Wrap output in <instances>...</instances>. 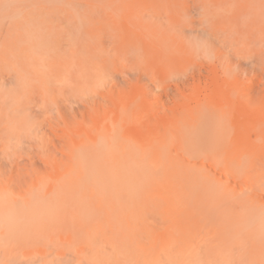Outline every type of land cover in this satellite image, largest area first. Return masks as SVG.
<instances>
[{"label":"rangeland","instance_id":"rangeland-1","mask_svg":"<svg viewBox=\"0 0 264 264\" xmlns=\"http://www.w3.org/2000/svg\"><path fill=\"white\" fill-rule=\"evenodd\" d=\"M0 1L4 2V0ZM11 1L12 0L5 1V3L8 2L6 3L8 4L7 6L5 3L3 6V2L2 4H0V10L5 9V12H7L11 17L13 16L11 18L9 15H7L10 17L9 18L4 15V10L3 14H1L2 12L0 11V14L3 17L5 16V18L0 17V111L6 107H11L12 103L15 106H17L19 103H22V99H24L23 96L16 95L22 93L26 100H24L25 107L33 106L34 109V112L32 114L33 118H31L30 121H39L41 124L43 123V126L45 127L43 135L47 134V139L49 138V136L50 138L54 137V135L52 136L53 132L50 130L48 123L54 124V122L58 121L57 124L59 126H57L55 123L54 129L55 132H57V134L62 137L60 139L54 137L55 144L53 145L55 146V150L53 149V145V147L49 145V147L51 146L50 148H52V150L50 151L54 150V152L50 154V160L59 164L69 162L67 163L68 165L66 163L65 165L66 168L68 167L67 170H69L71 176H73L71 177V180L72 178H75L77 176L76 172L79 171L81 167L85 166L92 169L98 164V166L102 165L101 167L114 171L113 173L116 176L123 177L129 181L132 180L139 186V191H137L134 198L135 206L132 207L133 209L131 208L134 211L132 212L133 220L129 222V227L137 230H135V233L133 234H131L129 231H125V234H123L119 232L118 228L108 229L106 225L102 227L101 225L103 224H101L100 222V224H96L97 226L95 227L89 224L88 227H92L93 230L91 229V231H93L94 233L89 231V234H84L83 238H85V240L87 239V236L88 238H90V235L93 234L94 236L92 235L91 239L94 238L93 240L95 241L97 237L98 242L95 243L96 245L99 243V241L100 243L106 242L107 245L102 244V246L105 245L103 246V248H105L106 246L108 248L112 245L109 250L105 248V250L102 251V246L99 243L101 249L100 251H98L96 250V248L99 249V246H95V244L92 245L94 241L91 240L92 243L90 245L95 246V251L98 252L96 253V255L89 254V261L96 263L98 262L97 264H99V262L100 264H139L138 259L140 262L142 261L140 260V258L143 259V257L146 256L148 261H145V259H143L144 261L142 262V264L144 262L145 264L146 262L147 264H156V262L160 264V259H165L164 264H170L171 262L172 264L198 263L196 261V253L188 251V247L186 244L189 243V240H195V242L197 241L196 238L198 237V235H196V233L199 232L198 226L201 221L198 212L211 200L210 198L214 195L217 188L212 186H197V184L194 183V178L196 174L199 173V171L192 170V172L190 171L191 175H184V173L188 170L184 169L180 165L178 166L172 159V157H175L176 160H179L181 159V157L179 156L180 154L182 155V151L184 153L185 150L192 151V149L196 148L198 150H201L202 148L204 149L206 146L211 145L214 140L218 128L217 120H215L214 117L205 114L202 107L203 104H201V102L200 104L197 102L203 100L202 98L205 97H209L211 101L214 97H216V95L214 96V94H217V92L224 88L226 85V87H230L231 89L232 87H235V90L239 89V91L241 92H243V89L246 91L249 89V87H251V82H253L251 81V79L254 77V75L252 74L253 76L251 78V74L249 73L248 75H245L249 79L247 77H244V74L239 72L236 61L234 62L236 65L234 63L228 64V67L227 63H224V51L222 49L220 50L219 47H215L214 45L211 46V44L209 43L212 39H210V37L214 36L213 32L218 27L225 26L237 29L238 31L239 29L248 30L251 25L258 26L260 24H263L264 0H170V2L169 0H149L150 2L145 0L146 3H144V0H137V3L136 0H124L125 2L123 0ZM21 1L25 2V4L22 3L23 5H21L20 7ZM127 3L131 4L127 5ZM9 5L13 6L10 8V10H12V14L11 12H9L10 10H8ZM125 5H127V7ZM14 6H17V8L15 9ZM123 6L125 8H123ZM145 7H148V9ZM151 8L155 11H153ZM143 9L144 11H142ZM156 12H158V15L156 14ZM202 12H204L205 14ZM63 14L66 17H64ZM203 15L205 17H203ZM58 17L60 19L64 17L63 19L66 22V26L68 24V27H66L65 25L63 26L64 28L62 26L60 27V29H65L64 31L62 29L60 30L63 34L59 31L60 35L62 34L63 38L59 36L56 37L57 35L55 36L58 31V29L55 30ZM67 17L70 18V21ZM66 18L68 19L70 24L68 23V21H66ZM80 18L82 22L79 20ZM84 21L87 22L86 25H84ZM257 22L260 23L258 24ZM88 23H90L91 25ZM212 23L215 24V26L217 25L216 28ZM97 24L99 26L101 24L102 25L99 27ZM139 25L141 27H139ZM83 26L84 28H82ZM211 26L214 29L211 28ZM189 28L193 32L196 30L198 31L195 33L192 32L190 35L193 36L191 37L188 35L190 32ZM180 29L183 31H181ZM102 30H106L104 32L107 33H104ZM201 30L205 32L203 33ZM100 31L102 33H100ZM99 34H101V38L98 36ZM103 34L105 35L103 36ZM171 38L174 39L172 40ZM60 39L63 40L59 41ZM214 39L215 38H213L212 41H214ZM65 40L67 41V43ZM240 41L237 42L236 38V40H234V45L236 44L239 46V44H244V41H242L243 43ZM79 44H82V47ZM244 45H240V48L244 47ZM246 45H248V48L250 47V43ZM78 48L81 50H79ZM214 48L216 49V51ZM248 48L246 49L248 51L245 50V47L243 48L244 51L243 49L237 51L238 48L237 50H235L236 48L234 50L239 54H243V52L246 51V55H254L261 49L258 46V48H260L258 49V51H256L257 47H255L250 52L249 50H251L252 47H250V49ZM75 49H78V51ZM121 49H125L126 51ZM218 50L220 55L218 54ZM74 51L76 52L75 54ZM221 51H223V53ZM199 53L201 54L200 56ZM220 57H223V60H221L222 58ZM76 62H78L77 66L76 64L73 65ZM217 62L222 63L219 64ZM196 67H206L204 74H209V77H212L214 75L216 76L215 79L214 77L210 79L208 77L207 84L205 79H202L199 83L195 82L196 84L189 83L187 85V87L189 86L188 88L184 86V88H186L187 90H185L181 86V88L179 87L181 90L183 89L182 91L179 89L181 92L174 86H171L175 85L173 84V82L175 81L181 82L182 79L185 80L191 68L193 69ZM207 71L210 73H208ZM214 71H216L218 74H216V72ZM16 74L19 76H17ZM237 74L241 77L242 80L239 79V76H236ZM62 76L66 78L67 81L66 79L64 81ZM35 77L37 79H35ZM61 78L64 83L61 81ZM236 78L239 81V85L238 83H235L237 82L235 81ZM245 79H247V81ZM255 79L256 77H254L252 80ZM141 80L144 82H140ZM249 80L250 83H248ZM1 82H4L3 85ZM143 83H148L150 88H144ZM258 83L261 85L263 82L259 81ZM190 84L193 87H191ZM241 85H243V87ZM248 85L249 87L247 88ZM109 89H112L111 95L106 97L105 99L102 98L100 96L101 92L103 91L104 93H106ZM40 90L42 91V95L40 93ZM213 90L215 91L212 92ZM239 91L237 93H239ZM166 93L168 94V96ZM210 93H213V95L210 96ZM174 94L175 96H172ZM18 96L21 102L18 101L19 99L16 100ZM92 97L99 98V104H102H100V106L98 104H96V106L91 105L92 103L90 99ZM86 98H88L89 100ZM172 98L174 99V101ZM198 98L201 100H199ZM216 99L214 98L213 100ZM36 100H38V102ZM83 103L85 106L83 105ZM19 105L21 106V104ZM34 105L38 106V109L40 111H36L37 107H34ZM71 105L75 115L70 114L68 112L69 110H67V108L71 107ZM97 105L99 106V109ZM124 105L127 107H124ZM158 105L161 106L159 107ZM188 106L191 107L188 108ZM56 107L57 109H59V107H67L65 112L67 111L68 113L61 116V119L53 121V118H55L56 116L55 113L57 112ZM95 107H97L96 110L98 111H94ZM159 110L161 112H159ZM166 110L167 113H162ZM41 111L43 112L41 113ZM157 111L159 112V114H162L159 116V114H156ZM186 111L188 112L185 113ZM36 112H40L41 114L38 113L37 115ZM183 113H185L186 116H184L185 114ZM114 117H117L116 122ZM171 123L174 124L172 125ZM32 127L33 126L29 124L27 125V128L15 127L13 130L14 134L16 133L15 135L20 134L22 131H24L23 129H26V131H24L25 138L21 133L16 137V140L12 139V145L10 144L11 142L9 138L11 139L10 136L11 134H13V132L9 134L10 136L7 135L9 132H7V134L5 132L3 133V135L0 134V137H4L6 135L8 136H6L7 139L5 141L9 143H4H6L10 147H7L4 144L3 145L5 148L7 147V151H9V153L12 151L10 153L11 155L14 153L15 157L16 155H20L17 151L16 154V152H14L12 148L15 149V147L19 144L26 143V141L29 140L30 142H34L35 136H38L39 138L41 137V134L36 135L34 131H32ZM20 128H22V130H20ZM97 132H99L100 135L97 134ZM101 132L106 137H100L102 135ZM15 135H12V137L15 138ZM153 135L158 137V139H155L156 137H154ZM149 137L154 138H152L151 141V139H147ZM180 138L184 141H182ZM3 139H5V137L2 138V140ZM2 140L0 138L1 142ZM142 140L144 141L143 143L141 142ZM145 141L148 143H146ZM180 141H182L183 143ZM46 142L44 141L43 144H45ZM144 143H146V146H144ZM153 143H156V145ZM38 145L41 144L39 143ZM0 146H2V143ZM178 146L183 150H178ZM33 147L34 146H32V148ZM2 148L0 149V151L2 150ZM69 149L71 151V154L70 158L66 161V154L64 153L67 150L69 151ZM5 150L6 149H3L0 153H3L4 151L3 154H5ZM176 150L177 154L179 155H175ZM7 156H9V154H7ZM12 156L9 157L14 158V155ZM157 156H159L160 158L158 159ZM184 156L182 159L185 158ZM20 157L23 158L24 156ZM61 160H63L64 162ZM67 170L63 169L62 167L56 170L55 173L52 170L45 171L42 169V171L39 173V178L37 179H39L38 181L40 182L48 183L55 179V177L57 179L59 177H65ZM24 171L23 173L27 177L26 179H24L25 176L22 173L21 177L24 176V178L21 179L24 181H21V179H17V174L13 173L14 178L10 180L11 182L9 181L11 184L8 182L10 184L8 187H11L10 190H13L14 192L20 191L21 185L19 186V184H25L24 182L29 181L28 177L30 178L31 175L33 176V174L29 173L28 171ZM73 172L75 173L73 174ZM87 183L88 186L85 185L86 188L88 189L90 187V191L95 192L96 188L95 190L92 189L93 187L90 186V183ZM247 183L249 184V186L251 185L250 188L254 186V184L252 185L248 181ZM203 188L205 189L203 190ZM97 191L99 192L98 189ZM209 192H211L212 194H210ZM141 201L143 202V204ZM98 203L101 204V201ZM146 204L149 208L146 207ZM140 207L142 209H140ZM146 208L149 209L152 214H148V210ZM145 213L148 214L147 218L146 215H143ZM212 216L213 215L211 214L210 217ZM164 217L166 219H164ZM170 217L172 218V220L170 219ZM98 218L101 219L100 214H98L97 219ZM152 218H159V221L153 220ZM150 220H153V222L151 223V225L153 226L150 225ZM156 221H158V223ZM164 221L166 222V224ZM169 221L170 223L172 221L173 222L169 224ZM146 222H149V225L147 224V227H145ZM161 222L163 223L162 225L160 224ZM174 224L179 229L180 233L176 231L178 229L174 227ZM156 225L159 226L157 227ZM162 226H165L163 230ZM179 226L181 228H183L184 226L188 228L184 227L181 230ZM169 227L171 229L174 227L173 229L175 230L172 229L171 231ZM94 228L96 229L94 230ZM189 231L190 233L193 232L195 234H190ZM175 232L178 236H176ZM171 233L174 234L173 237ZM186 233H189V235H191V238L189 237V235L187 236L188 240L185 237L187 235ZM195 235L197 236L196 238ZM148 237L151 238L149 239L151 241H146L145 243V240H148ZM178 237L181 240L178 239ZM99 238L102 240H100ZM104 238L105 241H103ZM142 238L145 239L143 240ZM174 238L177 242L173 240ZM185 239L188 242H186ZM141 241L143 243H141ZM179 242L182 247L180 245L177 246ZM172 243L179 249L174 248L175 246H173ZM60 244H63V247H59V251H57L58 255L54 256V259H58L59 256V259H61L66 251L64 249H67L66 253L71 250V252L67 254L68 256H77V254L83 255V250L87 248L85 245V248L82 250V248H78L77 245L74 246L75 248H78L76 249V251L75 249H73V246L69 245V242L65 241V239L62 240ZM68 245L69 247H67ZM127 246L129 248H127ZM149 248L150 250H146ZM144 251L147 254L144 253V256L142 255V257L140 256V258L136 259V257ZM171 252H173V254L176 252V255H173ZM124 253L128 255H124ZM179 255L181 256L180 258ZM95 256L98 257L96 258ZM175 257H177L176 261ZM189 257L192 258V260ZM149 258H151L152 260ZM169 259L171 261H169ZM194 259L196 262L194 261Z\"/></svg>","mask_w":264,"mask_h":264},{"label":"bare ground","instance_id":"bare-ground-1","mask_svg":"<svg viewBox=\"0 0 264 264\" xmlns=\"http://www.w3.org/2000/svg\"><path fill=\"white\" fill-rule=\"evenodd\" d=\"M5 1H7V0H4V2L2 1L3 4L0 1L1 2L0 4H2L4 6ZM12 1H14V0H12ZM23 1H21L20 7H21V5L25 4V2H23ZM33 1H35V0H33ZM147 1L150 2L149 0H147ZM17 2H20V1L17 0ZM137 2L138 1L136 0V3ZM169 2H170V0H169ZM6 3H8V2H6ZM144 3H146V1ZM15 4H19V3H15ZM123 4H125V3H123ZM130 4L127 3V5H130ZM149 4H151V3H149ZM7 5L8 4H6V6ZM127 5H125V6L127 7ZM132 6H133V4H132ZM142 6H143V4H142ZM8 7H9L8 10H10V8L13 6L9 5ZM14 8L16 9L17 6H14ZM123 8H125V7L123 6ZM145 8L148 9V7H145ZM27 9H29V8H27ZM3 10H4V12L6 11L5 9H1L0 10L2 12L1 14L4 13ZM152 10L155 11L154 9H152ZM142 11H144V9ZM9 12H11V14H12V10H10ZM62 13H64V12H62ZM157 13L158 12H156V14ZM202 13H204V12H202ZM1 14H0V17H2V18H5V16L9 15L7 12H5L4 17ZM14 15H16V14H14ZM9 16H7V17H9ZM63 16H64V14H63ZM199 16H202V15H199ZM64 17H66V16H64ZM203 17H205V16L203 15ZM60 18H61V16H60ZM60 18L58 17L59 20L57 19V21H56L57 25L55 27L56 28L55 30L58 29L57 33L55 34V36L57 35L56 37H58V36L62 37L63 33H62V31H60L62 29V28L60 29V27L61 26L63 27L64 25L66 26V22L64 21V19L62 18L63 19L62 20ZM67 18L70 21V18L69 17H67ZM259 18H262V17H259ZM68 19L66 21H68ZM79 20L82 22L81 18ZM69 21H68V23L70 24ZM126 22H128V21H126ZM86 23L87 22H85L84 25H86ZM90 23H88V24H90ZM104 23H106V22H104ZM257 23L259 24L260 22H257ZM213 25L216 28L217 25L216 26H215V24H213ZM150 26H152V25H150ZM212 26H211V28H213ZM258 26L251 25V27L248 30H240L239 29L238 31H237V29H234V28L221 26V27H218L215 29V31L213 32L214 36L211 35L212 37H210V39L211 38L212 39H211V41L209 39V41H210L209 44H211V46L214 45L215 47H219L220 50L222 49L224 51V54H225L224 55V63H227L228 67H229L228 64H233L236 61L237 68H239L240 73L244 74V77H247L245 75H248L250 73L251 78L254 75V77H256V79L252 80L254 78L253 77L251 79V81H253V82H251V85H250L251 87H249V85H248L247 88L249 87V89L246 91L243 89L242 90L243 92L239 91V89L238 90L236 89L237 92L239 91V93H237L235 90V87H232V89H231L230 87H226L227 86L226 85L224 88L219 90L217 92V94H214V96L216 95V97L218 95L217 99H216V97L212 96L216 100H213L214 99L213 98L210 101L209 97L202 98L203 100L198 98L201 101H199L197 103L200 104V102H201V104H203L202 107H203L204 113L214 117L215 120H217L218 128H217V132H216V135L214 137V140H213L211 145L206 146L204 149L202 148L201 150H198L196 148V149H192V151H186L185 150L184 153L182 151L183 149H180L181 147L179 148V146H178V150L182 151V155L180 154V156H179V157H181V159L176 160L175 157H172V159L175 161V163L178 166L180 165L184 169L188 170L184 173V175H186V174L191 175L192 170H198L199 171V173H197V172H196L197 174L195 173L196 176L194 178V183L197 184V186L198 185L203 186V187L212 186V187L217 188L214 195L210 198L211 200L203 208H201L198 212L199 217L201 218L200 219L201 221H200V224L198 226L199 232L196 233V235H198V237L195 235V238L197 237L196 238L197 241L195 242V240H189V243L186 244L188 247V251L196 253V257H197L196 261L198 262L196 264H264V85H263L264 84V23L260 24ZM66 27H68V24ZM139 27H141V26L139 25ZM82 28H84V26ZM62 30L64 31L65 29H62ZM59 31L62 33L61 35H60ZM104 31H106V30H104ZM181 31H183V30H181ZM189 31H188L189 32L188 35L191 36L190 34L193 31H191V29ZM197 31L198 30L194 31L193 33L197 32ZM201 31H199V32H201ZM248 31H251V32H248ZM100 33H102V32L100 31ZM104 33H107V32H104ZM196 34H198V33H196ZM196 34H194V35H196ZM210 34H208V35H210ZM104 35L105 34H103V36ZM109 35H110V33H109ZM200 35H201V33H200ZM98 36L100 37L101 34H99ZM107 37H109V36H107ZM213 38H215L214 41H212ZM236 38H237V42L242 40V41H244L245 45L244 44H239V46L236 44L234 45V43L236 42V41L234 42V40H236ZM171 39L173 40L174 38H171ZM62 40L63 39H60L59 41H62ZM242 41H240V42H242ZM248 42L250 43L249 46L252 47L251 50H249L250 52L255 47H257L256 51H258V49L261 48L260 51L254 55H246L245 52L248 51V50H246L248 48V45H246V44H249ZM63 43H64V41H63ZM66 43H67V41H66ZM254 43H255V46H254ZM79 45H81V47H82V44H79ZM240 45L241 46L244 45L245 50H246L245 52H243L244 47L240 48L241 47ZM235 46H237V47H235ZM246 46H247V48H246ZM258 46L260 48H258ZM110 47H111V45H110ZM250 47L248 49H250ZM119 48H121V47H119ZM237 48H238V50H237ZM78 49H75V50L78 51ZM177 49H179V48H177ZM234 49L237 51L243 49V51H242L243 54L237 53ZM79 50H81V49H79ZM121 50H125V49H121ZM215 51H216V49H215ZM223 51H221V52L223 53ZM111 52H112V50H111ZM75 53L76 52L74 51V54ZM191 54H193V53H191ZM218 54H219V50H218ZM197 55H198V52H197ZM200 55L201 54L199 53V56ZM117 56H118V54H117ZM220 58H222L221 60H223V57H220ZM77 63L78 62L74 63L73 65L76 64V66H77ZM217 63H219V62H217ZM221 63H219V64H221ZM205 68H203V67H196L193 69L191 68V70L188 73L185 80L182 79V81L180 80L181 82L175 81L176 83L173 82V84H175V85H171V84L170 85L172 87L174 86L177 90H179L181 88V86L184 88V86L187 87V85L189 83L196 84L195 82L199 83V82H201L202 79H205L206 84H207V79L209 77V74H206V75L204 74ZM221 70H222V68H221ZM214 72H216V71H214ZM208 73H210V72H208ZM216 74H218V73L216 72ZM17 76H19V75H17ZM236 76H239V75L237 74ZM126 77H129V76H126ZM134 77H137V76H134ZM141 77H143V76H141ZM213 77L215 79L216 76L213 75L212 77H209V79L213 78ZM62 78L65 81L66 78H64L63 76H62ZM62 78H61V81H62ZM232 78H234V77H232ZM22 79H24V78H22ZM35 79H37V78L35 77ZM82 79H83V77H82ZM218 79H220V78H218ZM239 79H241V77ZM2 80H3V77H2ZM71 80H72V78H71ZM142 80L140 82H144ZM245 80L247 81V79H245ZM66 81H67V79H66ZM221 81H223V80H221ZM235 81H237V82H235ZM235 81H234L235 83L239 82L237 80V78L235 79ZM259 81H261L263 83L260 85L258 83ZM145 82H146V80H145ZM215 82H216V80H215ZM3 83H2V85H3ZM248 83H250V80L248 81ZM21 85H23V84H21ZM238 85H239V83H238ZM143 86L146 89L150 88L148 83H143ZM241 86L243 87V85H241ZM191 87H193V86L191 85ZM208 88H206V89H208ZM184 89L187 90L186 88H184ZM105 90H106V88H105ZM103 91H104V89H103ZM214 91L215 90H213L212 92H214ZM102 92H101L100 96L105 99L106 97L111 95L112 89H109L107 92L105 91L106 93L103 92L104 94ZM180 92H178V93H180ZM40 93L42 95L41 90H40ZM171 93H170V95H171ZM160 94H162V93H160ZM16 95H22L23 96L24 99H22V103H19L23 107H21L19 104L17 106H15L12 103L11 107H6L0 111V117H1L0 118V124H1L0 134L3 135V133L6 132V134H7V132H9L7 135L10 136L9 134L13 132L15 127L27 128V125L29 124V125L33 126L32 131H34V133L36 135L41 134V137L39 138L38 136H35L34 142H30V140H29V141H26V143L19 144L18 146L15 147V149L12 148V150H14V152L17 151L20 154L18 156L16 155V157H15V153L12 154V155H14V158H10L12 156L10 154L12 152L10 150L11 148L9 149L11 151L10 153H9V151H7V147H10L7 145L9 142L5 141L8 136L7 135H6L7 137L4 136L5 139H3V140H2V138H4V137H2V136L0 137L2 140V142L0 141L2 143V146H0V147L2 148V147H4V145H6L7 147L2 148V150L6 149L5 151L8 152V153L5 152V154H3L4 151H3V153H0V264H97L98 262L96 263V262H90L89 261L90 260V259H88V257L90 256L89 254L96 255V253L98 251H100L102 244H106V242L105 243L103 242V241H105V238H104L103 241H101L103 243H100V241H99L101 246L99 245V243L96 245L95 243L98 242L97 237H96L95 241L93 240L94 238L91 239V236L93 235L92 233H94V232L91 231L92 227H88V225L90 224V225L95 227L101 223V224H103V225H101L102 227L106 225L108 229L109 228H112V229L118 228L119 232L123 233V234H125V231H129L131 234L135 233L134 231L137 229L130 228L129 222H131L133 220L132 219V212H134V211L132 210L133 209L132 207L135 206L134 198L136 196L137 191H139L138 190L139 186H138V184H135L132 180L129 181L123 177L116 176L113 173L114 171L108 170L104 167H101L102 165L98 166V164H97V166H95L92 169L85 167V166L81 167V169L79 171H77V172L75 171L77 176L75 178H72V180H71V177H73V176H71V173L69 172V170H67L68 167L66 168V165H65L66 162L59 164V163H55L52 160H50V154L53 153L55 150V146L53 145V144H55L54 143L55 142L54 137H56L58 139H60L62 137V136H59V134H57V132H55V129H54L55 123L57 126H59L57 124L58 121L54 122V124L48 123L50 130L53 132L52 136L54 135V137L50 138V136H49V138L47 139L48 135L47 134L43 135L44 130H45L43 123L41 124L39 121H33V122L30 121L31 118H33V115H32L34 112L33 106L25 107L24 95L22 93L21 94L19 93ZM211 95H213V93L212 94L210 93V96ZM167 96H168V94H167ZM172 96H175V94ZM206 96H208V95H206ZM40 97H42V96H40ZM18 99H19V96L16 100H18ZM86 99H88V98H86ZM159 99H160V97H159ZM38 100H36V101L38 102ZM167 100H169V99H167ZM18 101L21 102L20 99ZM18 101H16V102H18ZM90 101L92 103L91 105L96 106V104H98L100 106V104H102V103L99 104V98H96V97H92L90 99ZM173 101H174V99H173ZM160 103H161V101H160ZM25 104H26V102H25ZM83 105H84V103H83ZM98 105H97V107L99 109ZM35 106L36 105H34V107ZM158 106L160 107L161 105H158ZM36 107L38 109V106H36ZM57 107H58V105H57ZM57 107H56V109H57ZM97 107H95L94 108L95 110L94 109L93 110L98 111V110H96ZM124 107H127V106L124 105ZM190 107L191 106H188V108H190ZM66 108L59 107V109H57V112L55 113L56 116H55V118H53V121L61 119V116L66 115L68 112L72 115H75L73 108H72V105H71V107L67 108V110H69L68 112L67 111L65 112ZM37 109H36V111H40L39 109L38 110ZM161 110H163V109H161ZM42 112L43 111H41V113ZM159 112H161V111L159 110ZM159 112L157 111L156 114H159ZM187 112L188 111H186L185 113H187ZM38 113H40V112H38ZM38 113H37V115H38ZM162 113H167V110L165 112L163 111ZM162 113H160L159 116ZM185 113H183V114H185ZM34 115H35V113H34ZM184 116H186V114ZM188 117H190V116H188ZM114 118H115V122H116L117 117H114ZM50 121H52V120H50ZM174 123H171V124L173 125ZM20 130H22V128H20ZM23 130L26 131V129H23ZM24 131L21 132L23 134V136L25 134ZM15 132H17V131H15ZM176 133H177V131H176ZM15 134L13 132V134H11V136H10L11 139L9 138L11 145H12V139L16 140L17 139L16 137L18 135H20V134H17V135H15ZM97 134L100 135L99 132H97ZM101 134H102V132H101ZM12 135H15V138H13ZM42 135H43V137H42ZM102 136H104V135L102 134L100 137H102ZM104 137H106V136H104ZM150 137L147 139H151V141H152V138H154L156 136H154L152 138H150ZM24 138H25V136H24ZM155 139H158V137H156ZM43 140L45 142L46 141H48V142L43 144L44 143ZM72 140H73V138H72ZM143 140H144V138H143ZM143 140L141 141L142 143L144 142ZM36 141H40V142H36ZM90 141H91V139H90ZM148 141H150V140H148ZM182 141H184V140H182ZM182 141H180V142H182ZM4 142H6L7 144ZM1 143H0V145H1ZM39 143L41 145H38ZM146 143H148V142H146ZM146 143H144V146H146ZM153 144L156 145V143H153ZM35 145H36V147H35ZM49 145L54 146V147L52 146L54 149L53 151H50V150H52V148H50L51 146L49 147ZM32 146H34L35 149H34V147L32 148ZM59 148H63V147H59ZM2 150L0 152H2ZM17 152H16V154H17ZM62 153H63V151H62ZM7 154H9L10 157L7 156ZM64 154H66L65 156H66V161H67V159L70 158V154H71L70 149H69V151L68 150L65 151ZM158 154H159V152H158ZM175 155H179V154H177V150H176ZM20 156H24L25 158L24 157L23 158L25 160ZM183 156L185 157L184 159H182ZM157 158L159 159L160 157L157 156ZM61 161H63V160H61ZM67 163H69V162H67ZM95 165H96V163H95ZM145 165H147V164H145ZM92 166H93V164H92ZM62 167H63V169L67 170L65 177H61V178L59 177L58 179L55 177V179H53L52 181H50L48 183H43V182L38 181L39 179H37V178H39V175H40L39 173L42 171V169L45 171L46 170L47 171L52 170L56 173V170H58L59 168H62ZM24 170L33 174V176L31 175L30 178L28 177L29 181L25 180L26 181V182H24L25 184H19V186L21 185V189L19 187L20 191L14 192L13 190H10L11 187H8V186L11 184L10 180H12L14 178L13 176L15 173L17 174V179H19V180L21 178H24V176H25L24 179L27 178L26 175H24V173H23ZM26 171H24V172H26ZM60 171H62V170H60ZM75 172H73V174ZM22 173L24 175L23 177H21ZM21 181H24V180L21 179ZM247 181L252 185L254 184V186H252V188H250L251 185L249 186ZM87 182H89L90 186L93 187V188L91 187L92 189L95 190V188H96L95 192L90 191V189H89L90 187L88 189L86 188L85 185L88 184ZM12 186H13V184H12ZM19 189H17V190H19ZM97 189L99 190V192L97 191ZM204 189L205 188H203V190ZM210 191H211V189H210ZM209 193L212 194L211 192H209ZM98 194H99V196H98ZM143 197H144V195H143ZM99 200L101 201V204L98 203V202H100ZM136 201H138V200H136ZM147 201H148V199H147ZM142 204H143V202H142ZM82 205H83V207H82ZM146 207H148V205ZM143 208H144V206H143ZM140 209H142V208L140 207ZM147 210H148L147 211L148 214H152L151 211H149V209H147ZM157 213H158V210H157ZM175 213H177V212H175ZM98 214H100L101 219L100 218L97 219ZM148 214L145 213L143 215H146V218H147ZM173 214H174V212H173ZM211 214L213 215L212 217H210ZM166 218H167V216H166ZM166 218L164 217V219H166ZM158 219H153V220H158ZM170 219L172 220L171 217H170ZM192 219H193V217H192ZM153 220L152 221L150 220L151 221L150 225L153 222ZM158 221H156V222L158 223ZM165 221H168V220H165ZM162 222L160 223L161 225L163 224ZM190 222H191V220H190ZM171 223L169 221V224H171ZM147 224L149 225V222H146L145 227H147ZM165 224H166V222H165ZM177 224H181V223H177ZM183 225H185V224H183ZM151 226H153V225H151ZM164 227L162 226V230L164 229ZM174 227L177 228L175 226V224H174ZM190 227H191V225H190ZM96 228H94V230ZM183 228H181V230ZM185 228H188V227H185ZM172 229H171V231H172ZM173 230H175V229H173ZM89 231L92 232V233L90 232L92 235H90V238H88V236H87L86 237L87 241H86L85 238H83V236H84V234H89L88 233ZM110 231H109V233H110ZM176 231L179 232V229ZM129 232H128V234H129ZM187 232H188V230H187ZM143 233H146V232H143ZM189 233H190V231H189ZM189 233H186L187 235L185 234L186 239L188 238L187 236L189 235ZM191 233L195 234L193 232H191ZM147 234H148V232H147ZM171 234H170V236H171ZM175 234H176V232H175ZM173 235L174 234H172V237H173ZM99 236H100V234H99ZM127 236H129V235H127ZM176 236H178V235L176 234ZM189 237L191 238V235H189ZM64 239L66 242H69V245H71L73 247L78 245V248H80V249L82 248V250L85 248V245H86L87 248H85L83 250L84 254L83 253H82L83 255L79 254L80 256L78 254H77V256L76 255L68 256L67 254L69 252H71V250H69V252L66 253L67 249H64V250H66L65 251L66 255H65V253H64L65 256L62 254L64 256V258L62 256V258L59 259V257H60L59 256L58 259H54L53 257L58 255L57 251H59V247H63V244H60V242ZM142 239L144 240L145 238H142ZM147 239L148 240H145V243H146V241H151V240H149L151 238L148 237ZM155 239H157V238H155ZM170 239H171V237H170ZM178 239H180V238L178 237ZM186 239H185V241H186ZM91 240L94 241L92 245L95 244V246H99V249L96 248V250H98V251H95V246L90 245L92 243ZM100 240H102V239H100ZM173 240L176 241L175 238ZM156 242H158V241H156ZM176 242H175V244H176ZM186 242H188V241H186ZM141 243H143V242L141 241ZM152 243H154V242H152ZM69 245L67 247H69ZM155 245H156V243H155ZM178 245H180V242H179V244H177V246ZM186 245H184V246H186ZM103 246H105V245H103ZM103 246H102V251L105 250V248L109 250L112 245L109 246V244H108V246H109L108 248H107V246L105 248H103ZM173 246H175L174 248H178L174 244H173ZM184 246H183V249H184ZM78 248L74 247L73 249L76 250ZM120 248H121V246H120ZM123 248H126V247H123ZM127 248H129V247L127 246ZM69 249H71V248H69ZM146 250H150V248L146 249ZM167 250H168V248H167ZM153 252H154V250H153ZM144 253H145V251L140 253L139 256L136 257V259L140 258V256L142 257V255ZM163 253H164V250H163ZM171 253L173 254V252H171ZM145 254H147V253H145ZM167 254H168V252H167ZM174 254L176 255V252ZM124 255H128V254L124 253ZM154 255H156V254H154ZM180 255H179V258L181 257ZM144 257H143V259H145V261H148L146 256H144ZM176 258L177 257H175V261L177 260ZM143 259L140 258V260H142V261H140L141 263L139 262V259H138V263L142 264V262L144 261ZM149 259H151V258H149ZM190 259L192 260V258H190ZM164 260L160 259L159 260L160 264H162V263L164 264ZM169 261H171V260L169 259ZM194 261H195V259H194ZM174 263H176V262H174ZM99 264H100V262H99ZM143 264H145V262ZM146 264H147V262H146ZM149 264H151V263H149ZM156 264H158V263L156 262ZM165 264H167V263H165ZM170 264H172V262Z\"/></svg>","mask_w":264,"mask_h":264}]
</instances>
